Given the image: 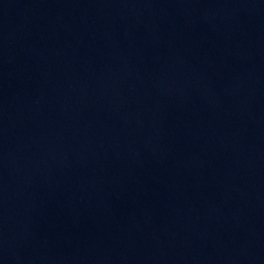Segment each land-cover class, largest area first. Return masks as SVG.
Returning <instances> with one entry per match:
<instances>
[{"label": "water", "instance_id": "1", "mask_svg": "<svg viewBox=\"0 0 264 264\" xmlns=\"http://www.w3.org/2000/svg\"><path fill=\"white\" fill-rule=\"evenodd\" d=\"M0 264H264V0H0Z\"/></svg>", "mask_w": 264, "mask_h": 264}]
</instances>
